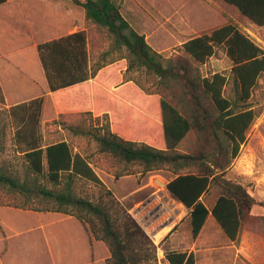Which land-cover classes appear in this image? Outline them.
Listing matches in <instances>:
<instances>
[{
  "label": "trees",
  "instance_id": "obj_1",
  "mask_svg": "<svg viewBox=\"0 0 264 264\" xmlns=\"http://www.w3.org/2000/svg\"><path fill=\"white\" fill-rule=\"evenodd\" d=\"M7 1L0 0V4ZM72 1L85 10L88 21L107 32L111 37L113 50L125 49L128 52L127 70L144 69L158 77L159 87L162 89L158 92L160 98H157L143 94L133 85L128 86L136 89V93L143 99L141 106L129 97L144 111L145 120L148 116L158 114L159 122L156 125L162 126L161 146L149 142L153 139L150 131L154 125L147 126L145 122L136 128L129 126L124 119V124L114 129L108 113H103L107 120L101 126L102 131L76 128L75 133L90 135L101 152L111 154L125 164L139 165L144 172L167 167L174 174L167 184V190L172 198L190 209L192 237L198 238L208 217L212 215L227 237L236 241L252 208L264 204L247 187L226 178V172L239 155L256 118L253 109L235 110V107L250 99L264 71V50L235 24L228 23L185 41L182 44L184 55L165 57L147 42L145 35L130 24L122 14L117 0ZM223 1L234 6L251 22L264 26V0ZM218 47L225 49L233 63V99L225 94L229 82L226 74L217 72L212 76H203L199 68V65L206 63L215 54ZM39 51L53 92L90 79L97 80L99 75L101 77L111 68L99 73L114 62L99 60L91 64L88 38L84 30L42 43ZM108 54L109 52L106 53ZM99 79L91 84L96 95L101 89ZM129 80L132 79H127ZM169 91L176 102L165 96V92ZM75 92L65 95L70 96ZM0 101L5 102L1 87ZM43 107L44 98L10 107L9 115L18 121L15 125V146L27 162L32 177L21 180L12 173L0 171V185L17 192L43 196L61 206L67 205V208L32 209L63 212L78 218L92 237L103 241L109 248L110 257L106 264H137L140 259L135 244L138 241L142 248L144 240H136V237L147 240L155 250L156 245L148 241L146 232L131 218L132 224L122 223L103 206L71 192V184L77 178L103 187L105 184L91 162L80 152H74L67 140L47 145L40 143L39 121ZM55 107L58 111H81L69 106L58 107L56 104ZM91 108H86L89 111L85 112L62 113L92 114L95 111L98 114L104 107L99 111ZM122 127L125 129L120 132ZM138 128L146 131L144 137L137 136H143L136 132ZM0 134L4 135L5 131H0ZM191 134L199 141L197 149L194 152L181 151L180 145ZM121 175L118 173L116 177ZM40 177L55 185H60L65 180L66 192L36 184ZM213 187L220 192L210 207L204 198ZM108 191L112 194L111 190ZM165 258L170 264H196L195 254L188 251L165 250Z\"/></svg>",
  "mask_w": 264,
  "mask_h": 264
},
{
  "label": "rangeland",
  "instance_id": "obj_2",
  "mask_svg": "<svg viewBox=\"0 0 264 264\" xmlns=\"http://www.w3.org/2000/svg\"><path fill=\"white\" fill-rule=\"evenodd\" d=\"M68 1L74 3L72 0ZM117 1L121 5L122 14L130 24L139 33L145 35L147 42L165 57L184 55L182 44L185 41L202 33L211 32L228 23L235 24L264 50V26L251 22L234 6L223 0ZM80 24L82 30L87 34L91 64H95L99 60L114 61L113 67H109L111 69L103 73L104 70L108 69L105 67L99 73H103L101 77L99 75L100 79L97 77L102 90L99 89L97 95L90 88L86 93L80 92V89L70 96L60 94L56 96V99L52 98L56 106L62 105L64 108L69 106L71 109L85 112L89 111L86 108L92 107L99 111L102 107L110 105L112 100L109 93L112 92L114 81L117 77H121L120 71H122L123 79H132V81L137 82L138 88L140 90L143 88L142 91H145L146 95H155L160 98L158 92L162 89L159 87L158 77L138 68L124 72L128 66V52L125 49L113 50L111 37L107 32L88 21L82 13ZM107 52H109L108 55H106ZM232 64L225 49L218 47L215 54L206 63L199 65V68L203 76H212L217 72L226 74L229 82L225 94L233 99L235 97V84L232 77ZM135 90L132 87H127L124 92L126 96L132 97L136 104L143 106L144 101ZM165 96L172 102H176L170 91L165 92ZM52 101L51 99L47 101L46 114H44L43 107L40 115V143L47 145L59 140H67L74 152H80L91 162L105 187L77 178L71 184V192L103 206L115 219H120L122 223L132 224L131 218L146 232L148 241L156 245V250L144 238L136 237V240H144L142 248L139 247L138 241L135 244L140 259L137 264H160V259L163 263L166 261L164 258L165 250H172L184 246L186 243L191 248L196 244V264H264V219H261L264 217V204H258L252 208L236 241H230L223 231L215 229V227L212 228L211 224H208L203 233L194 239L191 235L190 215H187V220L176 223L183 218L184 212L188 208L172 198L168 192L167 184L174 177V174L167 167L144 172L139 165L125 164L115 159L111 154L101 152L99 145L90 135L75 133L74 129L102 131L101 126L106 123L107 116L103 115V112L97 114L94 111L92 114H64L62 112L81 111H58L54 105L52 106ZM244 108L253 109L256 118L248 131L247 140L242 145L239 155L233 160L226 172V178L244 185L258 201L264 203V71L260 75L250 99L235 107V110ZM9 109L6 102L0 101V131H5L4 135L0 134V171L12 173L20 177L21 180L30 179L32 174L27 162L22 153L18 152L14 142L15 125L18 121L9 115ZM134 118V116H130V120ZM124 119L125 113H116L115 127L124 124ZM151 124L154 125L150 131L153 134V139L149 142L161 146L162 126H157L156 122ZM30 125L33 124L30 123ZM29 128L31 127L29 126ZM124 129L122 127L119 131L122 132ZM136 132L143 134V136L137 135L140 137H144L146 133L142 128L136 129ZM198 144L197 137L191 134L180 145L179 149L194 152ZM118 173L122 175L116 177ZM65 182L64 180L60 185H55L48 179L40 177L36 184L55 191L66 192ZM108 190H111L112 194ZM219 192L220 190L216 187L208 192L204 198L208 206L211 207L215 203ZM0 205L40 209L67 208V205L61 206L58 202L43 196L17 192L1 185ZM179 209H183V215L175 220ZM172 220L175 221L170 231L165 234L161 241L156 242L152 234L163 229ZM175 232L185 235L186 238L177 239L173 237L172 239L171 236H174L172 234Z\"/></svg>",
  "mask_w": 264,
  "mask_h": 264
},
{
  "label": "crops",
  "instance_id": "obj_3",
  "mask_svg": "<svg viewBox=\"0 0 264 264\" xmlns=\"http://www.w3.org/2000/svg\"><path fill=\"white\" fill-rule=\"evenodd\" d=\"M81 13L86 16L84 9L68 0H8L0 4V87L8 108L44 98L46 114L47 101H52L54 96L93 89L91 84L96 78L53 92L39 51L42 43L82 31ZM120 73L109 93L112 103L101 110L110 115L113 128L118 112L125 113L126 123L136 128L145 122L147 126L159 122L158 114L144 119V111L124 92L129 85L139 89L138 86L123 79ZM130 116L135 118L130 120ZM184 213L176 223L187 220L190 209ZM208 224L223 231L210 215L201 233ZM175 233L172 239L186 238ZM195 245L191 248L186 243L172 250L196 254ZM109 257L107 245L92 237L85 225L71 214L0 205V264H106Z\"/></svg>",
  "mask_w": 264,
  "mask_h": 264
},
{
  "label": "bare ground",
  "instance_id": "obj_4",
  "mask_svg": "<svg viewBox=\"0 0 264 264\" xmlns=\"http://www.w3.org/2000/svg\"><path fill=\"white\" fill-rule=\"evenodd\" d=\"M183 207L185 208V206H183ZM173 211H174V209H173ZM182 215H183V212H178L177 215L175 216V220L178 219L179 217H182ZM174 221L172 220V222L170 224H168L167 226H165L163 229H161L160 231L155 232V233L152 234V236H153V238L155 239L156 242L161 241L162 238L165 236V234H167V232L170 231L171 227L173 226Z\"/></svg>",
  "mask_w": 264,
  "mask_h": 264
},
{
  "label": "built area",
  "instance_id": "obj_5",
  "mask_svg": "<svg viewBox=\"0 0 264 264\" xmlns=\"http://www.w3.org/2000/svg\"><path fill=\"white\" fill-rule=\"evenodd\" d=\"M165 258V257H164ZM162 259H160V264H170L167 260L166 261H164L163 263H162V261H161Z\"/></svg>",
  "mask_w": 264,
  "mask_h": 264
},
{
  "label": "water",
  "instance_id": "obj_6",
  "mask_svg": "<svg viewBox=\"0 0 264 264\" xmlns=\"http://www.w3.org/2000/svg\"><path fill=\"white\" fill-rule=\"evenodd\" d=\"M162 184H164L163 182H162ZM187 207V206H186ZM188 208V207H187Z\"/></svg>",
  "mask_w": 264,
  "mask_h": 264
}]
</instances>
